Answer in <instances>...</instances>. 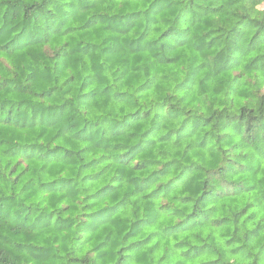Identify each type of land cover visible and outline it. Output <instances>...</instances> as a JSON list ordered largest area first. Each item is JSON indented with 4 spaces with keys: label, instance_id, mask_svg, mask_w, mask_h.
Instances as JSON below:
<instances>
[{
    "label": "trees",
    "instance_id": "obj_1",
    "mask_svg": "<svg viewBox=\"0 0 264 264\" xmlns=\"http://www.w3.org/2000/svg\"><path fill=\"white\" fill-rule=\"evenodd\" d=\"M0 264H264V0H0Z\"/></svg>",
    "mask_w": 264,
    "mask_h": 264
}]
</instances>
